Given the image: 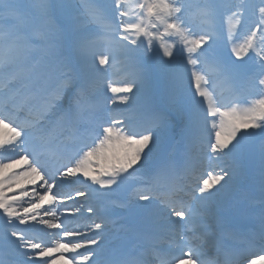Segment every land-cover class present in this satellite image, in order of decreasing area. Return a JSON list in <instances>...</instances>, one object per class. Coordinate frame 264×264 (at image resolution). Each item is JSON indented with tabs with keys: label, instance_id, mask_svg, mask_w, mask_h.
I'll return each instance as SVG.
<instances>
[{
	"label": "snow or ice",
	"instance_id": "1",
	"mask_svg": "<svg viewBox=\"0 0 264 264\" xmlns=\"http://www.w3.org/2000/svg\"><path fill=\"white\" fill-rule=\"evenodd\" d=\"M0 128V264H264V0H0Z\"/></svg>",
	"mask_w": 264,
	"mask_h": 264
},
{
	"label": "bare ground",
	"instance_id": "2",
	"mask_svg": "<svg viewBox=\"0 0 264 264\" xmlns=\"http://www.w3.org/2000/svg\"><path fill=\"white\" fill-rule=\"evenodd\" d=\"M10 135H11V133H9V131L7 129L0 128V137L8 138ZM0 156L3 157L4 154L0 153ZM15 170H17V169H9L8 172L10 174L12 171H15ZM26 186L27 187H31L33 185H31L28 181H21L20 187L23 188V187H26ZM56 264H63V261L57 260Z\"/></svg>",
	"mask_w": 264,
	"mask_h": 264
},
{
	"label": "rangeland",
	"instance_id": "3",
	"mask_svg": "<svg viewBox=\"0 0 264 264\" xmlns=\"http://www.w3.org/2000/svg\"><path fill=\"white\" fill-rule=\"evenodd\" d=\"M245 39V36L242 34L239 36L238 40H237V43H240V42H243V40ZM1 158V157H0ZM29 189V187H28ZM69 189V188H68Z\"/></svg>",
	"mask_w": 264,
	"mask_h": 264
}]
</instances>
